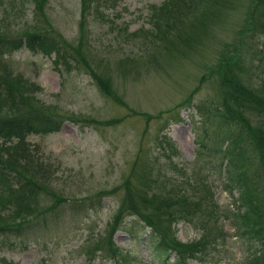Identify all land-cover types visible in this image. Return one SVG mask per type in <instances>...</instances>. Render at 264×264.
<instances>
[{
	"label": "rangeland",
	"instance_id": "1",
	"mask_svg": "<svg viewBox=\"0 0 264 264\" xmlns=\"http://www.w3.org/2000/svg\"><path fill=\"white\" fill-rule=\"evenodd\" d=\"M162 1L96 0L85 16L86 35L79 42V0H0V35L6 36L0 39V77L8 78L0 88L1 115L20 112L19 119L28 124V117L32 118L37 127L43 110L45 119L50 115L61 121L55 132L23 134L19 143L23 155L12 152L3 159L11 164L25 156L29 162L37 160L32 170L36 169L38 179L45 172L46 186L62 195L57 208L63 213L56 219L49 216L50 225L39 232L1 239L0 264H122L105 249H94V241L108 235V224L126 193V179L129 185L142 180L131 185L135 189L144 187V181L152 188L155 179L189 189L185 182L189 176H204L218 208L230 207L231 193L224 188L221 174L201 169L202 162L214 161L215 149L225 145L215 138L217 131L226 132L225 124L197 111H202L201 104L211 109L219 104L218 79L207 67L217 64L224 46L238 39L237 31L246 24L244 18L252 13L253 4L250 0L204 2L205 29L201 32L198 26L200 36L187 38L188 45L181 51L176 41L162 48V40L151 37L155 30L147 20L150 7ZM45 18L49 23L43 24ZM194 21L199 20L195 17ZM45 28L78 48L79 54L69 49L54 65L53 54L6 45L12 38L22 39L28 32L40 33ZM253 37L255 42L248 39L241 50L243 66L256 44L264 49L263 36ZM258 56L256 76L264 69V53ZM89 69L109 77L122 105L104 95ZM16 84L23 86L25 99L38 106L36 115H25L24 105L9 107L4 100ZM189 95L191 104L184 106ZM166 140L174 147L166 145ZM9 141L7 148L15 147L16 142ZM38 199L39 204H50L45 194ZM133 219L124 217L112 242L131 254V264H160L152 259L144 234L136 237L142 232ZM222 225L225 238L218 248L213 247L205 262L193 259L187 264H248L242 252L245 246L226 221ZM174 228L182 242L200 236L192 224L180 221ZM172 256L166 264L174 262Z\"/></svg>",
	"mask_w": 264,
	"mask_h": 264
},
{
	"label": "trees",
	"instance_id": "2",
	"mask_svg": "<svg viewBox=\"0 0 264 264\" xmlns=\"http://www.w3.org/2000/svg\"><path fill=\"white\" fill-rule=\"evenodd\" d=\"M250 1L253 4L252 13L244 18L246 24L244 23V27L237 31L238 39L231 44V48L224 46L225 50L217 64L207 67L218 79L219 104L212 109L207 104H201L202 111L200 109L197 111L205 116L218 118L220 123L225 124L226 132L220 129L222 133L217 131L215 137L218 138L217 141L225 142V145L216 148L213 152L217 155L215 160L202 162L201 169L210 168L221 174L224 188L227 189V193H231L230 207L218 208L204 176H201L202 178L189 176L185 180L190 186L189 189L176 183H169V180H162L163 182L160 183L161 180L159 182L158 179L152 181V188L144 181V187L135 189L131 185H136L142 180L137 179L129 185L130 181L126 179L123 182L126 193L113 214L111 223L108 224L106 230L108 235L97 238L94 241V249L98 247L100 250L105 249L110 253L111 258H120L122 264H131L130 260L133 259L130 257L131 254L121 252L111 240L119 224L128 215L135 217L131 221L142 232L136 237L139 238L144 234L145 240L148 241L150 255L158 263L166 264L171 253L174 260L171 264H187L188 260L193 259L205 262L203 258L209 255L213 247L218 248L216 246L223 239L222 224L226 221L232 228L234 236H238L245 246L242 252L248 256V264H264V69L259 76L255 75L257 61H261L258 54L264 53V49L256 44L254 52L250 53L249 63L247 62L246 66L241 64L244 55L241 50L245 48L247 40L252 38L250 43L254 41L253 35L264 38V0ZM79 2L81 5L79 10L81 16L78 20L80 42L86 35L85 16L91 9L92 2L96 0H79ZM204 2L210 4L217 3L218 0H164L159 5H152L147 19L151 29L155 30L151 34L152 39L162 40V48L171 45L173 41L178 42L179 50L186 47L187 38L200 36L198 32L200 28L201 32L205 29L207 18L205 17L206 9L202 7ZM254 11L256 17L253 15ZM195 17L199 21H194ZM258 18L260 19L257 20ZM44 23H49L46 18ZM3 36L0 35L1 40ZM12 39L6 42L8 47L19 48L23 45L32 53L37 52L45 56L53 54L54 65L56 60L64 57L69 49L79 54L78 48L68 45L62 40L61 35H55L48 28L40 33L28 32L22 39ZM248 46L251 50L252 46L249 44ZM262 67L264 68V64ZM88 71L90 73V69ZM90 75L101 87L104 95L118 104H123L121 98L112 91L109 77L99 76L92 71ZM5 79L8 78L0 77V88ZM10 82L11 80L8 84ZM22 87L16 84L14 90H10L8 96L5 95L4 100H7L9 107L24 105L28 110L25 115L28 113L36 115L35 108L38 106L34 102L30 104L29 100L25 99L21 93ZM195 90L194 88L192 91L195 92ZM183 102L184 106H189L191 95ZM44 112L43 110L39 112V119H36L39 124L34 127L32 118L28 117V124L25 120L19 119L20 112L16 115L14 113L1 115L0 111V139L4 142L0 146V237H2L0 240L7 236L39 232L44 226L50 225L49 216L56 219L63 214L57 208L62 201V195H57L53 189L46 186L49 182L45 170L42 169L45 175L39 179L36 169L32 170L35 165L32 164L37 163V160H33L32 163L29 162V157L25 156L20 159V163L11 164L7 162L8 158L3 159L12 152H15L17 157L23 155L19 151L23 134L32 130H40L41 133L58 130L60 119L50 115L45 119L42 116ZM9 138L16 142L15 147L7 148L11 145ZM7 142H9L8 145H6ZM166 142L170 148L174 147L169 140ZM191 178L194 179L190 183ZM42 194L46 195L50 204H39L38 197ZM206 199H209L207 203ZM67 204L64 202V206ZM180 221L192 224L200 231L197 240L182 242L176 238L174 225L176 226Z\"/></svg>",
	"mask_w": 264,
	"mask_h": 264
}]
</instances>
